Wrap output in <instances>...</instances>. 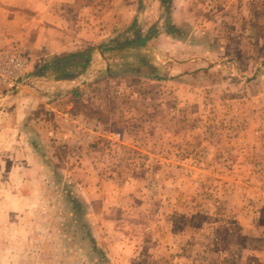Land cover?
<instances>
[{"label": "rangeland", "instance_id": "374dc122", "mask_svg": "<svg viewBox=\"0 0 264 264\" xmlns=\"http://www.w3.org/2000/svg\"><path fill=\"white\" fill-rule=\"evenodd\" d=\"M197 6L127 62L86 42V73L0 84V264H264V0Z\"/></svg>", "mask_w": 264, "mask_h": 264}, {"label": "crops", "instance_id": "0c3cea01", "mask_svg": "<svg viewBox=\"0 0 264 264\" xmlns=\"http://www.w3.org/2000/svg\"><path fill=\"white\" fill-rule=\"evenodd\" d=\"M8 1L0 0V46L5 48L14 46L17 48L16 52L27 53L29 59L22 71V78L39 67L46 57L84 49L86 42L90 43L88 47L107 50L125 33L134 38L137 32L138 36L149 32L151 26L156 25L154 23L161 21L160 17L163 16L159 11L161 7L166 8L162 0H47L44 21L38 18L37 14L40 16V13L36 12L37 8L32 6L33 4H23V0H12L15 1L16 8L8 9L1 6ZM199 1L203 0H169V17L172 23L181 30L186 23L194 24L195 18L199 17L197 6ZM25 5L31 10L20 9ZM162 27L160 25L158 31H164L160 36L165 37L167 33ZM195 28L197 26H194ZM102 43L105 44L101 45ZM103 54L109 58L104 51H98L94 57L100 56L103 59ZM107 65L105 63L102 66L101 72L105 73ZM92 70L90 66L84 78L80 76L78 83H85L86 78H90ZM105 77L107 76L104 75ZM73 81L65 79L62 83L64 85ZM22 93L24 91L16 96L18 101L22 99ZM49 110L54 108L51 107ZM64 115V123L75 133L80 135L88 133L84 137L85 140L93 139L97 135V130L103 128L102 121L92 123L83 114L71 116L67 112Z\"/></svg>", "mask_w": 264, "mask_h": 264}, {"label": "trees", "instance_id": "16d2710c", "mask_svg": "<svg viewBox=\"0 0 264 264\" xmlns=\"http://www.w3.org/2000/svg\"><path fill=\"white\" fill-rule=\"evenodd\" d=\"M162 1L166 5V8L170 7L169 0H162ZM154 27H156L154 33H152V31L151 32L149 31L140 36H136L134 38L131 37L130 34L125 33L112 43V46H113L112 48H108L107 50L108 51L110 49H113L115 51L118 50V52L115 53V56L119 55L121 59H124V60L126 59V62H127V57H130L128 55L135 54L136 50H141L143 46H145L149 40H151L152 38H155V35L159 32L158 31L159 25L156 24L153 26V28ZM170 29H171L170 31L166 29L168 33L172 31H181L180 28L176 27L175 25L170 26ZM91 51L92 50L90 48V50H86L83 52L77 51V52H73L70 54H63L59 56L57 55L50 56V57L48 56L44 59L42 64L38 67L37 71H35V73L33 74L38 77H46V76H49V72L56 73L62 70L66 71L69 69H75L74 71L77 72V74H81L85 72L86 70L85 68L91 63V58L93 57V55H91L92 54ZM126 62H124V64H126ZM139 63L142 65L149 64L146 61H143V59L139 61ZM121 65L122 64H119V66ZM111 70H112L111 64H109L106 71L110 72Z\"/></svg>", "mask_w": 264, "mask_h": 264}, {"label": "built area", "instance_id": "2783aa9c", "mask_svg": "<svg viewBox=\"0 0 264 264\" xmlns=\"http://www.w3.org/2000/svg\"><path fill=\"white\" fill-rule=\"evenodd\" d=\"M26 60L19 54H0V84H5L12 89L22 87V71Z\"/></svg>", "mask_w": 264, "mask_h": 264}]
</instances>
